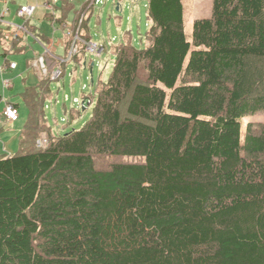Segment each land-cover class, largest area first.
<instances>
[{
  "label": "trees",
  "instance_id": "16d2710c",
  "mask_svg": "<svg viewBox=\"0 0 264 264\" xmlns=\"http://www.w3.org/2000/svg\"><path fill=\"white\" fill-rule=\"evenodd\" d=\"M147 14L146 47H115L81 129L51 134L42 82L21 93L19 151L0 156V264H264V126L243 124L264 111V0H213L191 35L183 0ZM97 155L140 161L100 170Z\"/></svg>",
  "mask_w": 264,
  "mask_h": 264
},
{
  "label": "rangeland",
  "instance_id": "374dc122",
  "mask_svg": "<svg viewBox=\"0 0 264 264\" xmlns=\"http://www.w3.org/2000/svg\"><path fill=\"white\" fill-rule=\"evenodd\" d=\"M45 1L52 5L50 13L45 9L43 4ZM68 1L70 5L74 4L69 12L68 9H63L67 4L63 6L65 2L62 0H0V14H4L3 20L17 25L26 22L17 13L21 4L38 5L35 14L28 20L30 29L27 45H21V41L16 39L11 40L10 28L4 26L0 30V67L5 64L7 57L18 65L12 71L0 69V96L3 100L9 99L17 103L19 109L17 121L1 122L0 156L16 154L19 151L20 135L27 123L29 113L21 94L26 88L42 82L41 94L52 97L46 101L44 109L46 126L52 128L51 134L59 136L72 132L74 129H81L92 116L101 83L108 81L111 75L115 63V47L126 37H130L137 48H144L148 43L147 33L150 28L147 14L148 0H102L103 3H97L90 10L86 33L92 43L104 45L105 51L101 56L88 53L90 64L86 68L82 65L83 62L82 64L75 61L68 63L65 66V75L53 80L50 75L51 68L58 65V61L52 57H46L49 67L48 75L42 72L41 65H37L36 62L41 55L45 54L47 46L55 47L56 49L53 50L59 56L65 54L62 42L65 36L67 39L68 25L75 21L77 12L89 0ZM183 3L185 32L191 35L195 20L211 15L213 0H183ZM46 79H49L48 83ZM5 82H9L10 86H5ZM47 85L49 90H46ZM76 99L79 102L75 101ZM83 99H87L84 106L81 104ZM243 124L245 128L250 126L254 134H259L264 126V111L246 115ZM244 134L245 130L243 138ZM46 139L47 133L40 131L37 143L39 144L40 141L44 143L39 146H44ZM94 161L98 169L107 170L116 163L138 162L140 159L128 156L97 155Z\"/></svg>",
  "mask_w": 264,
  "mask_h": 264
},
{
  "label": "built area",
  "instance_id": "2783aa9c",
  "mask_svg": "<svg viewBox=\"0 0 264 264\" xmlns=\"http://www.w3.org/2000/svg\"><path fill=\"white\" fill-rule=\"evenodd\" d=\"M15 1V0H12ZM97 3H103L102 0H89L87 9L83 11L80 15L79 22L75 25L74 22L71 25H68V31H67V39L65 36V40L63 42V46L65 49V54L63 56H59L55 53L56 49L55 47L45 48V54L41 55L36 64L41 65L42 72L45 75H48L49 67L48 64L46 63V57H52L58 61V65H55L54 67L51 68V78L53 80L60 79L63 77L66 73V68L65 66L68 65V63L75 61L78 62L79 64H82L86 68L88 64H90V61L88 60L89 56L88 53L91 55L95 56H101L102 53L105 51V46L104 45H97L91 42V40L85 36L84 30L82 28V24L84 20L87 18L88 12L93 8ZM45 9L47 11L52 10V5L45 1L44 3ZM38 5L35 3H25L21 4L18 8V15L23 17L26 22L22 25H17V24H12L5 22L3 20L4 14H0V30L3 29V27L10 28V35L9 37L11 40L16 39L18 41H21V45L25 44V40L27 37H29V22L28 20L33 17L37 10ZM27 35V37H25ZM1 42V40H0ZM49 55V56H47ZM64 64V66H63ZM93 65V63H92ZM18 67L17 63L12 62L6 58L5 64L0 67L3 71L8 70V69H16ZM5 86H10L9 82H5ZM87 100V99H86ZM86 100L83 99L81 104L84 106L86 103ZM4 101V100H3ZM75 101L79 102L78 99ZM19 118V109H18V104L11 101V100H6L4 102V106L0 108V125L1 122L4 120L10 122H15ZM44 142L40 141L39 145H42Z\"/></svg>",
  "mask_w": 264,
  "mask_h": 264
},
{
  "label": "crops",
  "instance_id": "0c3cea01",
  "mask_svg": "<svg viewBox=\"0 0 264 264\" xmlns=\"http://www.w3.org/2000/svg\"><path fill=\"white\" fill-rule=\"evenodd\" d=\"M36 26V25H35ZM27 39H28V37L26 38V40H25V44L27 45ZM53 42V41H52ZM64 42V41H63ZM62 42V43H63ZM6 56H8V55H6ZM8 70H10V71H12V69H8ZM15 70V69H14ZM6 100H9V99H6ZM6 100H4L3 101V98L0 96V108H2L3 106H4V102L6 101Z\"/></svg>",
  "mask_w": 264,
  "mask_h": 264
}]
</instances>
